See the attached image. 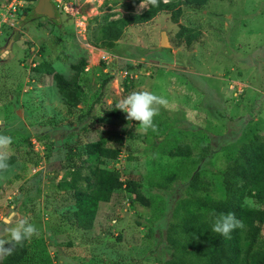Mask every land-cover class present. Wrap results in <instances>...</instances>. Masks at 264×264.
<instances>
[{"label": "rangeland", "instance_id": "rangeland-1", "mask_svg": "<svg viewBox=\"0 0 264 264\" xmlns=\"http://www.w3.org/2000/svg\"><path fill=\"white\" fill-rule=\"evenodd\" d=\"M130 1L112 0V7L95 15L97 21L88 16L82 38L64 14L56 19L37 16L32 2L24 0L22 18L8 14V0H0V135L12 137L8 155L14 157L0 173V218L26 219L38 229V235L25 240L27 253L18 264H163L168 256L166 224L189 171L199 170L207 195L220 199L216 173L234 158L240 144L264 137V0L181 6L176 23L169 12H160L125 27L112 48L92 47L89 40L96 36L103 14H113L108 19L114 20L145 10L139 2L127 11L123 4ZM181 27L196 33L189 46L184 45L185 32L176 37ZM162 35L169 46H160ZM81 59L86 65L78 85L85 98L75 108L65 104L51 75L31 71L44 61L70 79V66ZM143 90L168 101L154 117V131H142L121 111L117 118L112 114L118 96ZM159 133L165 135L159 148L147 151L148 137ZM117 138L125 139L119 143ZM99 139L120 151L117 160H105L104 166L121 177L140 176L148 203L115 192L98 204L90 230H76L69 225L74 211L70 193L55 188L63 172L48 173L50 164L64 157L60 149L68 141L75 140L80 148ZM172 140L188 144L197 163L161 154L159 149ZM167 163L178 167L180 178L159 193L147 191L152 171ZM157 201L164 211L155 217L152 205ZM245 203L252 205L248 199ZM0 238L8 239L7 233L0 232Z\"/></svg>", "mask_w": 264, "mask_h": 264}, {"label": "trees", "instance_id": "trees-1", "mask_svg": "<svg viewBox=\"0 0 264 264\" xmlns=\"http://www.w3.org/2000/svg\"><path fill=\"white\" fill-rule=\"evenodd\" d=\"M208 1L170 0L169 3H164L160 0L159 7L150 6L141 14H128L114 20L108 19L113 14H103L100 17L102 22L97 27L96 36L89 40V44L96 49H110L121 38L124 28L128 25L145 23L160 12H169L170 20L176 23L181 15V6L201 8ZM139 2L140 0H131L123 4V7L130 11ZM21 9H17V14L20 16L23 14ZM56 15L58 13H55ZM97 19L99 18L93 16L90 21ZM183 32L187 34L184 45L189 46L196 33H190L187 28L181 27L176 37L180 38ZM85 65V60L81 59L77 64L70 66L73 70L70 79L54 73L52 67L44 61L35 65L31 71L35 74L51 75L65 104L75 108L85 98L78 85L79 75ZM110 95L117 100V96L112 91ZM120 99L121 96H118V100ZM119 111L115 109L112 112L114 118L119 116ZM167 117L169 116L166 115L164 118L168 121ZM159 134L161 138L160 135L157 137L153 134V137H148L150 139L147 140L148 149H150L147 151L151 152V148L154 147L159 148L162 136H165ZM150 135L149 132L147 136ZM124 139L117 138V142L120 143ZM105 142V139H99L87 142L78 148L75 140L68 141L60 149L64 157L51 161L53 165L50 164L48 173L63 172L55 183V188L60 192L70 193L74 211L69 225L76 230H90L98 204L108 202L115 192L122 190L131 194L138 202L148 203L141 191L140 176L121 177L118 170L104 166L105 160H117L120 154L119 149L107 147ZM159 150L161 154L182 159L189 165H194L198 161V156H192L188 144L176 140H172L171 145L166 149ZM205 150L202 149V152ZM13 161L14 157H10L9 165ZM216 174L223 193L220 199H212L207 195V187L199 178V170L193 168L189 171L182 197L171 209V220L166 224L164 242L168 256L160 263L264 264V236L261 235V228L264 226V137L240 144L234 158ZM179 175L178 167L171 163L163 164L152 171L146 181V189L149 192L159 193L174 184L180 178ZM246 199L250 200L252 205L246 204ZM152 209L153 216L158 217L164 211L163 203L157 201L152 205ZM229 212L235 213L236 217L244 222L245 227L234 229L229 237L213 233L211 227L216 216ZM26 253L24 241L21 245L15 246L11 256L2 257L0 264H18L25 258Z\"/></svg>", "mask_w": 264, "mask_h": 264}, {"label": "clouds", "instance_id": "clouds-1", "mask_svg": "<svg viewBox=\"0 0 264 264\" xmlns=\"http://www.w3.org/2000/svg\"><path fill=\"white\" fill-rule=\"evenodd\" d=\"M163 2L169 3L170 0H163ZM159 3L160 0H140L139 9H149L150 6L159 7ZM167 103L166 98L152 91H134L121 98L116 104V109L126 113L127 121L137 122L141 130L147 132L149 129L155 130L154 117L159 115L160 106ZM12 143V137L0 135V173L6 172L10 167L8 149ZM244 227V222L238 219L235 213H220L216 216L211 231L223 237H229L234 229H243ZM0 232L8 235V239L0 238V258L11 256L15 246L38 235V229L34 224L29 223L26 219H16L12 216L0 218Z\"/></svg>", "mask_w": 264, "mask_h": 264}, {"label": "built area", "instance_id": "built-area-1", "mask_svg": "<svg viewBox=\"0 0 264 264\" xmlns=\"http://www.w3.org/2000/svg\"><path fill=\"white\" fill-rule=\"evenodd\" d=\"M30 1L33 5L36 2V0ZM23 2L24 0H8L6 12L8 14L16 13L15 15H17V9L23 8ZM49 2L54 12L64 14L70 18L74 33L82 38L85 34L88 18L98 15L97 13H100L101 10L106 11V8L112 7V0H49ZM123 76L132 78L131 74L127 75L126 72Z\"/></svg>", "mask_w": 264, "mask_h": 264}, {"label": "water", "instance_id": "water-1", "mask_svg": "<svg viewBox=\"0 0 264 264\" xmlns=\"http://www.w3.org/2000/svg\"><path fill=\"white\" fill-rule=\"evenodd\" d=\"M33 13L37 16H43L47 19H53L55 16V13L50 5L49 0H36V3L32 9ZM9 45V44H8ZM160 46L161 47H167L169 46L167 43V39L164 35L160 38ZM9 47V46H7Z\"/></svg>", "mask_w": 264, "mask_h": 264}, {"label": "crops", "instance_id": "crops-1", "mask_svg": "<svg viewBox=\"0 0 264 264\" xmlns=\"http://www.w3.org/2000/svg\"><path fill=\"white\" fill-rule=\"evenodd\" d=\"M230 147H231V146H230V144H229V145H228V147H226L227 149L225 148V149H226V151H227V150H229V149H230Z\"/></svg>", "mask_w": 264, "mask_h": 264}]
</instances>
